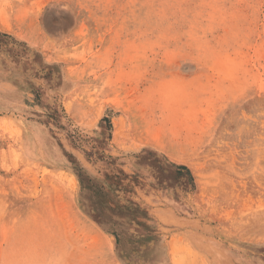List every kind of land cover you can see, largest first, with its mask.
I'll use <instances>...</instances> for the list:
<instances>
[{"label": "rangeland", "instance_id": "obj_1", "mask_svg": "<svg viewBox=\"0 0 264 264\" xmlns=\"http://www.w3.org/2000/svg\"><path fill=\"white\" fill-rule=\"evenodd\" d=\"M263 206L264 0H0V264H264Z\"/></svg>", "mask_w": 264, "mask_h": 264}, {"label": "bare ground", "instance_id": "obj_2", "mask_svg": "<svg viewBox=\"0 0 264 264\" xmlns=\"http://www.w3.org/2000/svg\"><path fill=\"white\" fill-rule=\"evenodd\" d=\"M243 221L244 223H247V225H250L253 229L264 231V206L253 210L243 218Z\"/></svg>", "mask_w": 264, "mask_h": 264}]
</instances>
